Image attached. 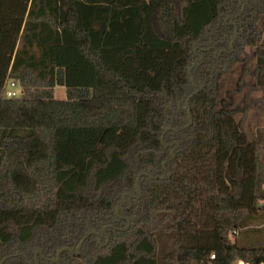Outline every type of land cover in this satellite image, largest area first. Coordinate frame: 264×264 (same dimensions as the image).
I'll return each instance as SVG.
<instances>
[{"label": "trees", "instance_id": "16d2710c", "mask_svg": "<svg viewBox=\"0 0 264 264\" xmlns=\"http://www.w3.org/2000/svg\"><path fill=\"white\" fill-rule=\"evenodd\" d=\"M247 48L264 87V0H0L1 264L264 263Z\"/></svg>", "mask_w": 264, "mask_h": 264}, {"label": "rangeland", "instance_id": "374dc122", "mask_svg": "<svg viewBox=\"0 0 264 264\" xmlns=\"http://www.w3.org/2000/svg\"><path fill=\"white\" fill-rule=\"evenodd\" d=\"M253 51V48H247L240 54L237 70L232 71L224 79L221 92V96H226L229 90L230 96L234 97V106L238 108L234 113V117L241 121L244 131L250 136L256 130L264 129V90L251 88L255 67ZM243 65H245V70L239 81L238 71L243 68ZM235 87L237 92L234 90ZM252 94L254 95L251 96ZM54 96L56 99H63L65 97L64 87L56 86Z\"/></svg>", "mask_w": 264, "mask_h": 264}, {"label": "water", "instance_id": "95a60500", "mask_svg": "<svg viewBox=\"0 0 264 264\" xmlns=\"http://www.w3.org/2000/svg\"><path fill=\"white\" fill-rule=\"evenodd\" d=\"M187 102L188 101H186V107H187V110L189 111V108H188V106H187ZM172 157H173V155H172ZM139 177H140V175L137 177V179H136V187H137V189L139 190V187H138V179H139ZM104 229L105 228H103V232H104ZM90 235H98L95 231H92V232H89V233H87L86 235H84V237L82 238V240L80 241V243H79V245H78V247H77V251L76 252H73V251H71V250H69L68 248H64L63 250H69V252H71V253H73V254H78V251H79V249H80V246H81V244H82V242L88 237V236H90ZM37 252H40V249H37L36 250ZM62 251V250H61ZM61 251H58V253H57V255H56V258L55 259H52L51 260V262H54V263H56L57 261H58V259H59V255H60V252ZM37 252L35 253V257H36V255H37ZM7 258H9V256H6L3 260H6ZM3 260L2 261H0V264L3 262Z\"/></svg>", "mask_w": 264, "mask_h": 264}, {"label": "built area", "instance_id": "2783aa9c", "mask_svg": "<svg viewBox=\"0 0 264 264\" xmlns=\"http://www.w3.org/2000/svg\"><path fill=\"white\" fill-rule=\"evenodd\" d=\"M3 90L5 91L7 96H17L20 92V89L17 85V83L14 80L7 79L4 83ZM214 256L211 255L210 258L212 259ZM238 264H244L242 262H238ZM264 264V263H262Z\"/></svg>", "mask_w": 264, "mask_h": 264}, {"label": "crops", "instance_id": "0c3cea01", "mask_svg": "<svg viewBox=\"0 0 264 264\" xmlns=\"http://www.w3.org/2000/svg\"><path fill=\"white\" fill-rule=\"evenodd\" d=\"M255 88H258V89H260L261 88V90L263 89L264 90V87H255ZM55 89V88H54ZM254 90H256V89H254ZM253 90V91H254ZM254 94H252L251 96H253ZM239 262H241V261H239Z\"/></svg>", "mask_w": 264, "mask_h": 264}]
</instances>
